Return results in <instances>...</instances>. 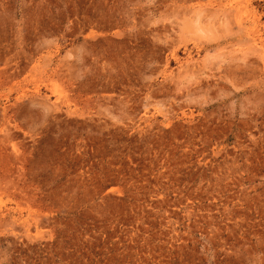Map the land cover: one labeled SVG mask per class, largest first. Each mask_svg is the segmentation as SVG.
Masks as SVG:
<instances>
[{
	"label": "rangeland",
	"instance_id": "rangeland-1",
	"mask_svg": "<svg viewBox=\"0 0 264 264\" xmlns=\"http://www.w3.org/2000/svg\"><path fill=\"white\" fill-rule=\"evenodd\" d=\"M0 264H264V0H0Z\"/></svg>",
	"mask_w": 264,
	"mask_h": 264
}]
</instances>
